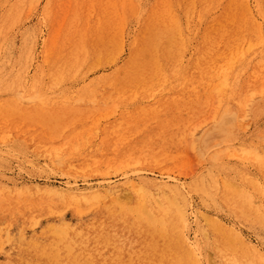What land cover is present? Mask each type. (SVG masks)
<instances>
[{
    "label": "rangeland",
    "instance_id": "1",
    "mask_svg": "<svg viewBox=\"0 0 264 264\" xmlns=\"http://www.w3.org/2000/svg\"><path fill=\"white\" fill-rule=\"evenodd\" d=\"M246 1L0 0V264H264Z\"/></svg>",
    "mask_w": 264,
    "mask_h": 264
},
{
    "label": "bare ground",
    "instance_id": "2",
    "mask_svg": "<svg viewBox=\"0 0 264 264\" xmlns=\"http://www.w3.org/2000/svg\"><path fill=\"white\" fill-rule=\"evenodd\" d=\"M244 2H245V4L247 3V1L246 0H244ZM257 2V1H256ZM264 5V4H263ZM200 6H202V5H200ZM260 6V5H259ZM201 8V7H200ZM246 8H247V10H249V7L247 6V4H246ZM260 9H261V7H260ZM201 10V9H200ZM262 10V9H261ZM264 11V10H263ZM261 12V11H260ZM54 13V12H53ZM200 13V12H199ZM198 13V14H199ZM202 13V12H201ZM205 13V12H204ZM245 16H246V14H245ZM249 18H251V17H249ZM199 19V18H198ZM204 20V19H203ZM202 21V20H201ZM64 50V49H63ZM45 54V53H44ZM66 57V56H65ZM141 57V56H140ZM144 57V56H143ZM142 58V57H141ZM152 58V57H151ZM150 58V59H151ZM137 60V59H136ZM139 60V59H138ZM143 60V59H142ZM147 61V60H146ZM148 61H149V59H148ZM147 61V62H148ZM126 64V63H125ZM138 65V64H137ZM146 66V65H145ZM144 66V67H145ZM203 66V65H202ZM122 67V66H121ZM136 67V66H135ZM142 68V67H141ZM146 68V67H145ZM148 68V67H147ZM146 68V69H147ZM118 69H120V67L118 68ZM122 69V68H121ZM129 69H130V67H129ZM133 69V68H132ZM145 69V70H146ZM123 70V69H122ZM131 70V69H130ZM121 71V70H120ZM119 71V72H120ZM120 73H122V72H120ZM116 75V74H115ZM126 76V75H125ZM130 76H132V75H130ZM122 78H126V77H122ZM117 79V78H116ZM123 79V80H124ZM117 80H120V79H117ZM117 80H116V82H117ZM126 80V79H125ZM124 80V81H125ZM119 82V81H118ZM118 84V83H117ZM120 85H122L121 83H119ZM154 186V185H153ZM152 187V186H151ZM127 188L130 190V191H132L133 193H140V192H144V189H146L147 190V188H146V185L145 186H139V185H136V184H128L127 185ZM119 189V188H118ZM117 188H108V189H106L105 190V192H106V194H108L109 196H112V197H118V195H119V193H120V190H121V188H120V190H118ZM128 190V191H129ZM137 191V192H136ZM156 191H158L159 193H164V194H166V193H168V194H173V191H171V190H165V189H162V188H157L156 189ZM92 193V192H91ZM143 194V193H142ZM141 194V195H142ZM79 196V194H73V197L74 198H77ZM83 195H81V197H82ZM179 202V201H178ZM183 203V202H182ZM166 204V203H165ZM184 204V203H183ZM181 207V206H180ZM179 209V208H178ZM177 218H178V223H179V225H178V228H179V237H180V240L183 242V243H185V239H184V232H185V229H186V224H187V219H186V215H185V212H184V209H179V211H178V214H177ZM177 220V219H176ZM174 221V220H173ZM188 245V244H187ZM186 247V246H185Z\"/></svg>",
    "mask_w": 264,
    "mask_h": 264
}]
</instances>
